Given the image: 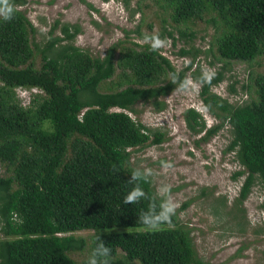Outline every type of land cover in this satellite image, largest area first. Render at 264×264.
I'll list each match as a JSON object with an SVG mask.
<instances>
[{
  "label": "trees",
  "instance_id": "obj_1",
  "mask_svg": "<svg viewBox=\"0 0 264 264\" xmlns=\"http://www.w3.org/2000/svg\"><path fill=\"white\" fill-rule=\"evenodd\" d=\"M161 1L184 38L194 33L181 25L210 16L220 60L252 62L264 56V0ZM5 3L13 14L9 20L0 14V163L5 168L0 176V264H87L98 236L111 249V264H211L198 255L192 229L178 212L149 230L138 218L152 200L124 203L134 183L130 172L139 169L131 160L133 151L164 141L162 132L130 114H137L140 102L163 110L162 98L187 84L186 73L196 61L178 72L150 45L141 50L123 47L117 61L120 45L104 57H93L75 45L78 25L63 24L62 35L53 36L59 22L41 49L32 39L36 27L18 9L25 1L0 0V12ZM166 32L174 38L172 31ZM36 51L41 52L40 68ZM181 54L192 52L184 49ZM118 69L119 84L127 86L101 92ZM223 78L219 72L199 80L205 104L221 121L208 137L230 127L228 151L242 167L234 179L246 176L237 198L243 205L256 185L264 190V76L256 79L257 98L237 105L212 92ZM19 88L42 93L24 106ZM186 115L191 128H205L199 111L191 108ZM140 184L159 204L149 176ZM222 205L227 207L225 201ZM80 231L95 234L89 242L76 235ZM85 251L88 257L81 263L72 257Z\"/></svg>",
  "mask_w": 264,
  "mask_h": 264
},
{
  "label": "rangeland",
  "instance_id": "obj_2",
  "mask_svg": "<svg viewBox=\"0 0 264 264\" xmlns=\"http://www.w3.org/2000/svg\"><path fill=\"white\" fill-rule=\"evenodd\" d=\"M24 1L18 9L24 11L36 27L32 39L41 49L50 41L51 31L59 22L53 36L62 35L63 24L78 25L81 32L75 45L93 57H104L110 48L120 45L116 50L117 61L124 52L123 47L141 50L146 45L152 46L151 39L146 37L156 36L165 42L157 49L171 60L178 72L192 60L196 61L186 73L187 87H178L162 98L163 110L157 111L153 102H140L137 114H130L136 121L164 134L162 143L134 150L131 160L140 170H148L156 191L169 188V195L178 205L175 211L192 229L195 248L202 259L211 264H264V190L256 185L243 205L237 204L246 176L234 179L242 167L234 153L228 151L232 140L229 125L208 137L209 129L221 121L205 104L203 83L199 80L204 70H211L212 78L222 72L224 78L212 92L234 105L249 103L257 98L255 83L258 77L264 76V56L252 62L220 60L217 30L208 22L211 17L181 25L180 28H189V32L194 33L192 38L181 37L161 0ZM166 30L172 31L175 39L170 38ZM184 49L192 54L182 55ZM35 64L41 67V52L36 51ZM119 72L118 69L113 79L101 85V92L127 86L119 84ZM167 82L168 79L161 84ZM17 93L22 104L28 106L42 91ZM212 107L221 112L216 106ZM191 108L199 111L205 120L203 130L189 126L186 113ZM4 174L5 168L0 163V176ZM223 201L227 207H223ZM94 234V231L76 233L89 242ZM72 257L81 263L88 253H76Z\"/></svg>",
  "mask_w": 264,
  "mask_h": 264
},
{
  "label": "clouds",
  "instance_id": "obj_3",
  "mask_svg": "<svg viewBox=\"0 0 264 264\" xmlns=\"http://www.w3.org/2000/svg\"><path fill=\"white\" fill-rule=\"evenodd\" d=\"M2 13V18L4 20H9L12 18L13 9L10 5L5 3ZM146 39H151L153 50H156L165 43L163 40L156 36H153L151 38L146 37ZM213 75L214 73L211 70L203 71V79L206 81L210 80ZM173 83H175V79H173ZM179 87H187V84L182 83L181 85H179ZM130 173L131 179L129 181L134 183L130 191L125 194L124 203L135 204L141 199L152 200V203L149 204L148 210L142 211L138 218L139 221L149 230L158 228L161 223L169 222L171 216L175 214V210L178 207V205L169 195V188L163 187L157 190L156 196L161 197L159 204H157L155 202V198L147 194L140 184L141 180L147 181L149 174L148 170L134 169ZM97 240L99 242L92 249L91 254L88 257L87 264H111L110 247L101 239L100 236L97 237Z\"/></svg>",
  "mask_w": 264,
  "mask_h": 264
},
{
  "label": "built area",
  "instance_id": "obj_4",
  "mask_svg": "<svg viewBox=\"0 0 264 264\" xmlns=\"http://www.w3.org/2000/svg\"><path fill=\"white\" fill-rule=\"evenodd\" d=\"M19 92H21V93H28V92H30V91H28V90H26V89H22V88H19Z\"/></svg>",
  "mask_w": 264,
  "mask_h": 264
}]
</instances>
